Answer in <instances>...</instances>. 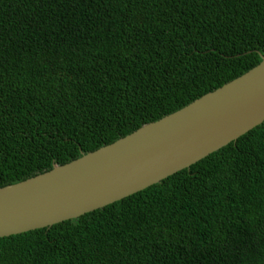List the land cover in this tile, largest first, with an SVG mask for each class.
Wrapping results in <instances>:
<instances>
[{"label": "trees", "instance_id": "trees-1", "mask_svg": "<svg viewBox=\"0 0 264 264\" xmlns=\"http://www.w3.org/2000/svg\"><path fill=\"white\" fill-rule=\"evenodd\" d=\"M264 56V0H0V188L187 106ZM0 264H264V122L158 184L0 239Z\"/></svg>", "mask_w": 264, "mask_h": 264}, {"label": "water", "instance_id": "water-1", "mask_svg": "<svg viewBox=\"0 0 264 264\" xmlns=\"http://www.w3.org/2000/svg\"><path fill=\"white\" fill-rule=\"evenodd\" d=\"M264 122V56L180 110L64 165L0 188V239L103 209L208 157Z\"/></svg>", "mask_w": 264, "mask_h": 264}]
</instances>
